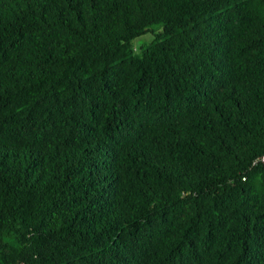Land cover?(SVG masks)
Here are the masks:
<instances>
[{"label": "trees", "instance_id": "16d2710c", "mask_svg": "<svg viewBox=\"0 0 264 264\" xmlns=\"http://www.w3.org/2000/svg\"><path fill=\"white\" fill-rule=\"evenodd\" d=\"M262 155L264 0H0V264H264Z\"/></svg>", "mask_w": 264, "mask_h": 264}, {"label": "rangeland", "instance_id": "374dc122", "mask_svg": "<svg viewBox=\"0 0 264 264\" xmlns=\"http://www.w3.org/2000/svg\"><path fill=\"white\" fill-rule=\"evenodd\" d=\"M149 39H152V36L149 35V34H146V35H143V36H141L139 38H136L133 42L139 43L141 41H148ZM134 47H136V44H134Z\"/></svg>", "mask_w": 264, "mask_h": 264}, {"label": "built area", "instance_id": "2783aa9c", "mask_svg": "<svg viewBox=\"0 0 264 264\" xmlns=\"http://www.w3.org/2000/svg\"><path fill=\"white\" fill-rule=\"evenodd\" d=\"M256 162H264V155L255 158V159L252 161V164H254V163H256Z\"/></svg>", "mask_w": 264, "mask_h": 264}]
</instances>
